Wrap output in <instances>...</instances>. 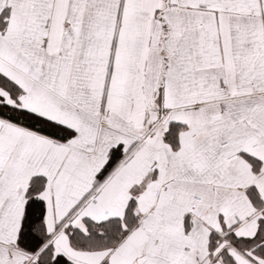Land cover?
Masks as SVG:
<instances>
[{
    "label": "snow or ice",
    "instance_id": "6c2138e0",
    "mask_svg": "<svg viewBox=\"0 0 264 264\" xmlns=\"http://www.w3.org/2000/svg\"><path fill=\"white\" fill-rule=\"evenodd\" d=\"M0 264H264V0H0Z\"/></svg>",
    "mask_w": 264,
    "mask_h": 264
}]
</instances>
